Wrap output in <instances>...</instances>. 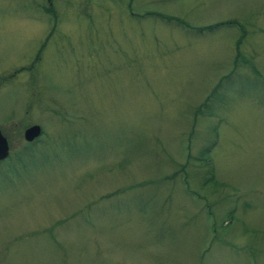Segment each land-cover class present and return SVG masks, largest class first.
Masks as SVG:
<instances>
[{
  "label": "rangeland",
  "instance_id": "1",
  "mask_svg": "<svg viewBox=\"0 0 264 264\" xmlns=\"http://www.w3.org/2000/svg\"><path fill=\"white\" fill-rule=\"evenodd\" d=\"M77 1L0 0V264H264V0Z\"/></svg>",
  "mask_w": 264,
  "mask_h": 264
},
{
  "label": "flooded vegetation",
  "instance_id": "2",
  "mask_svg": "<svg viewBox=\"0 0 264 264\" xmlns=\"http://www.w3.org/2000/svg\"><path fill=\"white\" fill-rule=\"evenodd\" d=\"M65 5H68V0H65ZM86 3L88 0H83ZM82 0L77 1V4L80 6H84V2ZM31 2L34 5V8L36 10V13L38 14V17H43L45 21H52L57 16L58 11V2L59 0H31ZM131 7V6H128ZM132 12V10H130ZM156 14V13H155ZM160 14V13H159ZM51 34V31H49ZM48 34V33H47Z\"/></svg>",
  "mask_w": 264,
  "mask_h": 264
},
{
  "label": "water",
  "instance_id": "3",
  "mask_svg": "<svg viewBox=\"0 0 264 264\" xmlns=\"http://www.w3.org/2000/svg\"><path fill=\"white\" fill-rule=\"evenodd\" d=\"M40 132V125L32 123L23 129V137L26 140L33 139ZM8 153V141L6 136L0 130V159L5 157Z\"/></svg>",
  "mask_w": 264,
  "mask_h": 264
}]
</instances>
